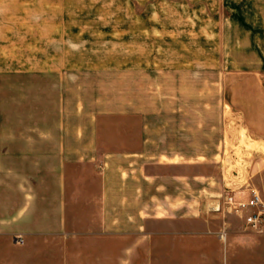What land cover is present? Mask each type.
Wrapping results in <instances>:
<instances>
[{
    "label": "rangeland",
    "instance_id": "obj_1",
    "mask_svg": "<svg viewBox=\"0 0 264 264\" xmlns=\"http://www.w3.org/2000/svg\"><path fill=\"white\" fill-rule=\"evenodd\" d=\"M121 1L113 8L69 10L68 16L81 22L83 36H124V18L130 14L137 20L140 9L123 8ZM225 5L221 24L216 17L208 25L206 9L170 7H144L148 20L134 23L149 36L194 33L196 60L204 47L210 48L211 68L148 70L141 85L147 93V124L173 125L180 140L194 138L192 221L150 220L142 229H130L116 206L108 216L119 221L105 226L102 192L94 189L99 183L94 176L91 181L86 164L67 165L68 187L59 197L58 143L64 132L53 130L59 119L71 127L87 119L88 107L108 113L128 108L124 93L134 88L122 83L121 71L94 78L68 72L75 77L63 93L62 86L45 83L42 74L0 70V217L4 224L20 218L18 227L0 233V264H264V229L259 233L247 225L250 209L224 205L213 212L207 206L235 184L243 187L238 197L256 190L264 199V0H225ZM156 11L162 21L155 26L149 17ZM73 26L68 23V33L77 32ZM221 32L225 36H209L210 42L200 36ZM91 81L103 83H86ZM59 93L63 100L58 101ZM44 124L50 133L36 131ZM122 124L104 119L110 132ZM30 180L49 196L34 213V227L26 228L29 221H21L24 214L14 209L24 201L21 184Z\"/></svg>",
    "mask_w": 264,
    "mask_h": 264
},
{
    "label": "crops",
    "instance_id": "obj_2",
    "mask_svg": "<svg viewBox=\"0 0 264 264\" xmlns=\"http://www.w3.org/2000/svg\"><path fill=\"white\" fill-rule=\"evenodd\" d=\"M121 2L123 8L140 9V17L137 20L133 21L130 14L124 18V36H83L81 22L68 16V11L113 8L116 0H0V70L42 74L45 83L58 86V90L62 86L63 93L67 84H70L68 79L75 77L68 76V72H79L94 78L103 73L121 71L122 83L134 88L124 93L125 101H129L128 108L108 113L88 107L87 119L74 121L73 127L69 125L72 124L70 121L66 122L64 119L60 123L59 119L57 129L53 130L64 132L63 139L58 143L59 197H65L68 187L67 165L86 164L90 166L91 181L94 176L95 182L98 180L99 183L94 189L96 192H102L101 211L105 226L114 227L115 221H119L115 216H108V213L115 214L116 206H121L124 227L130 229H142L150 220L174 221L181 217L183 220L192 221L196 212L194 138L192 136L190 142L188 138L186 141L180 140L174 135L173 125H170V129L165 125H148L147 93L141 90V85L146 84L148 70L163 73L165 70L174 69L211 68L210 48L204 47L198 53L202 55V59L196 60L194 33L173 32L168 34L170 36H149L142 26L135 27L134 23L143 25L148 20L144 7L156 10L170 7L192 10L203 8L207 11L203 17L208 25L212 18L216 17L217 23L221 24V19L225 18V0ZM215 9H218V14L211 13V10ZM160 15L162 12H154L153 16L149 17V23L156 26L162 21ZM68 23L73 24L78 33H68ZM200 36L209 38L225 35L221 32L203 33ZM207 42H210V38ZM134 86H139L138 90H135ZM59 100H63L60 93ZM108 117L120 119L122 126H113V132L105 130L104 119ZM105 127L109 129L106 125ZM36 131L50 133L52 129L44 124L42 129L38 128ZM108 133L113 136L108 137ZM46 142L50 143V140ZM21 187L24 201L14 211L23 213L24 218L21 221H29L30 224L25 227L31 228L30 225L33 226L36 218L34 213L40 206H44L49 191L35 190V184L31 180L27 181V184H21ZM90 188L92 191V183ZM10 192L12 196L16 194L15 190ZM3 195L4 192H0V205ZM62 202L60 200L61 207ZM62 210L59 211L63 213ZM19 220L20 218H17L15 222L4 224L0 217V233L8 229L7 226L10 229L18 227Z\"/></svg>",
    "mask_w": 264,
    "mask_h": 264
},
{
    "label": "built area",
    "instance_id": "obj_3",
    "mask_svg": "<svg viewBox=\"0 0 264 264\" xmlns=\"http://www.w3.org/2000/svg\"><path fill=\"white\" fill-rule=\"evenodd\" d=\"M243 187L235 184L226 189L218 200L208 203L209 211H219L222 206H233L238 209H250L246 216L247 225L253 230L262 233L264 229V199L256 190H252L248 197H238ZM215 203L217 205H215Z\"/></svg>",
    "mask_w": 264,
    "mask_h": 264
}]
</instances>
